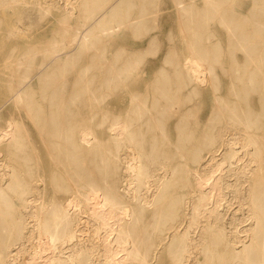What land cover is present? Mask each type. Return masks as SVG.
I'll return each mask as SVG.
<instances>
[{
  "label": "bare ground",
  "instance_id": "6f19581e",
  "mask_svg": "<svg viewBox=\"0 0 264 264\" xmlns=\"http://www.w3.org/2000/svg\"><path fill=\"white\" fill-rule=\"evenodd\" d=\"M151 1L0 0L8 40L0 39V264L19 263L14 248L29 254L23 264H158L163 248L168 264H264V20L255 4L232 26L222 12L228 0H201L196 19V0L165 5L190 14L179 16L190 57L131 89L124 120L91 122L93 102L130 86L127 47L160 21L147 16ZM30 6L37 10L22 8ZM211 19L224 24L242 63L233 56L221 68V43L204 42ZM35 21L37 37L24 34ZM195 21L187 33L184 22ZM208 87L213 104L194 139L200 123L190 118ZM104 124L101 139L94 127ZM42 151L53 168L46 199Z\"/></svg>",
  "mask_w": 264,
  "mask_h": 264
},
{
  "label": "rangeland",
  "instance_id": "374dc122",
  "mask_svg": "<svg viewBox=\"0 0 264 264\" xmlns=\"http://www.w3.org/2000/svg\"><path fill=\"white\" fill-rule=\"evenodd\" d=\"M29 2H33V0H27ZM37 1V0H36ZM201 0H196L197 4H195L193 11H192V17L196 19V9L201 6ZM151 9L150 12L148 13V17L150 18H160V21L157 22L158 25H154L150 27L147 37L145 39V42H141L142 40L140 38H137L135 44L133 45L132 48L127 47L128 50L132 51V58H134L135 62L133 64V70L130 73L127 81L129 82L130 86L128 85L127 87L123 86H117L114 88H110L113 93L106 95L104 98V101L101 103H96L93 102V107L95 110L92 111V113L95 114L94 119H92V123L95 124L96 122H100L103 116H105L104 122L108 123L109 119L111 118L108 115L112 114H121L122 117L121 119L124 120L125 114L127 113L129 109V98L130 95L128 94L129 91L132 90H137L141 91L146 88V85L153 81L156 75L160 74L161 71L166 74V73H171L173 72L172 68L173 65L175 64L177 67H181L184 59L190 57L188 53V48L186 46V40L183 38L181 35V29H180V19L179 16L182 18V20L187 18V16H190L189 13H182L181 15H178L177 11L173 8L165 9V5H171L172 0H152L151 1ZM255 4L256 7L254 8V12L256 17H260L261 20H264V0H228L227 2L224 3V8L222 9V12L226 16V19L230 22V26L235 25L234 22L231 21V18H237V19H242L246 14H248L251 8V5ZM26 8L29 11H34L37 10V6L33 7H22ZM262 12V13H260ZM199 16V14H198ZM252 16V14H251ZM6 17V15H5ZM55 17H58V13H56ZM132 17V15H131ZM10 18H14V16H10ZM155 18V19H156ZM7 19V17H6ZM53 21L50 23V27L56 28L58 24L54 20V16H52ZM185 28L187 27V33L188 31H192V28H195L197 26V21L195 23H186ZM243 23V24H242ZM237 26H242L246 25V22L244 21H239L236 23ZM7 26V21L3 22L2 24V31H0V35L3 36V39H1V42H8V40L5 39V28ZM32 30L24 31V34H32L37 37V21L35 23L31 24ZM198 26H201L199 24ZM203 35H206L207 38L204 39V42L207 43H213L215 40H219L221 43L222 49L221 53H219V60L220 63L222 64L221 68L227 69L229 67V62L231 57H235L239 63H242L244 60V54L238 49L233 48V45H231L228 41V31L224 27V24L220 23L218 20L211 19L209 21H206L203 25ZM47 34L50 33V30H48V27H46L45 30H43ZM202 33V31H201ZM261 39H264L262 37ZM260 39V40H261ZM190 43H198L199 40L189 38L188 39ZM20 39H14L11 42H19ZM203 41V40H202ZM0 42V43H1ZM119 42V41H118ZM122 43L123 41L120 40ZM123 45V44H122ZM124 46V45H123ZM196 51L199 48L198 46L193 45L192 46ZM115 45L106 47V51L109 53L114 50ZM234 54L231 55V52ZM126 54V55H125ZM130 55V51H127L124 53L123 56ZM162 68V70H160ZM220 69V68H219ZM218 72L221 74V70H218ZM222 77L221 79V86H219L218 92L221 93L224 97L226 93H229V72H222ZM132 89V90H131ZM103 90H106L105 88ZM108 90V89H107ZM182 90V89H181ZM185 90V89H184ZM183 90V91H184ZM203 90V95H204V103L202 105H199L198 108H195L194 115L191 116V121H199L200 127H197L196 133L193 135V138L196 139L200 137L199 135V130L202 127L201 124H203L208 116L209 110L213 104V95L211 92V88H204ZM116 92V93H115ZM195 104H198L196 100H192L187 104V106H192ZM249 104L250 106L254 107L255 109H258L260 106L259 102V95L256 92H252L249 95ZM223 124L224 122L222 121V126L221 124L217 127L218 130L219 128L223 129ZM95 130L97 131V135L99 138L103 139L108 137L110 133V129L106 124L102 126H97L94 127ZM259 131V130H258ZM261 131V130H260ZM218 138V140L221 138L217 134L215 136ZM220 142V141H218ZM193 143V142H192ZM203 146H216V142L213 143H203ZM209 152L207 150H203L201 152V155H207ZM215 154H219L216 153ZM41 173L44 174L43 176L45 179V184L43 183V190L42 193L44 194V199H46L52 192H51V184H50V173L53 170V168L50 166V159L48 158L49 156L45 152H41ZM48 156V157H47ZM46 166V167H45ZM52 169H51V168ZM48 168V169H47ZM50 169V170H49ZM49 170V171H48ZM193 171V169H191ZM44 172V173H43ZM46 172V174H45ZM49 173V174H48ZM193 178V175H191ZM232 201V202H231ZM234 199H230L229 204H227V211H234L235 208H237V203L236 201L234 202ZM12 202L15 205H19L18 200L15 198L12 199ZM21 209L20 207H18ZM234 208V209H233ZM84 236H86V232L84 233ZM33 239V238H32ZM30 244V241L27 242V245ZM24 248H14L12 253L16 255L17 261H19L18 264H23V259L25 256H28L29 254L26 252L24 253ZM29 250V246L26 248ZM167 250L166 248H163L160 254V260L158 264H168V257L166 254Z\"/></svg>",
  "mask_w": 264,
  "mask_h": 264
}]
</instances>
